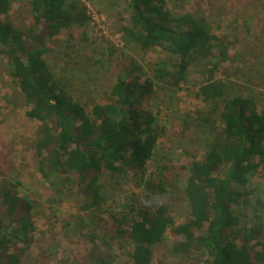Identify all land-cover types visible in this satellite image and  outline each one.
I'll return each mask as SVG.
<instances>
[{
  "label": "trees",
  "instance_id": "1",
  "mask_svg": "<svg viewBox=\"0 0 264 264\" xmlns=\"http://www.w3.org/2000/svg\"><path fill=\"white\" fill-rule=\"evenodd\" d=\"M30 6L33 24L24 34L2 19L11 0H0V57L19 88L25 116L41 125L32 149L42 177L68 192L74 189L78 210L94 226L89 230L84 217L76 223L80 232L88 230L89 264H115L110 242L132 249L126 264H152L153 248L168 233L184 238L170 251L187 260L198 255L201 264H264V202L249 188L264 164V111L259 113L251 98L228 96L225 84L212 79L231 57L205 17L174 16L165 0H126L123 38L142 51L158 50L169 61L155 63L149 77L131 58L105 103L87 110L59 86L46 62L51 39L88 24L85 6L79 0H31ZM199 63L211 68L197 97L218 114L220 129L202 159L187 167L181 192L189 218L177 224L166 207H136L134 194L122 200L119 193L126 184L164 192L147 176L164 135L151 108L156 88L164 83L179 89ZM20 186L18 178L0 174V264H23L21 257L34 242V207L19 194ZM246 207L252 214L248 227L242 225Z\"/></svg>",
  "mask_w": 264,
  "mask_h": 264
},
{
  "label": "rangeland",
  "instance_id": "2",
  "mask_svg": "<svg viewBox=\"0 0 264 264\" xmlns=\"http://www.w3.org/2000/svg\"><path fill=\"white\" fill-rule=\"evenodd\" d=\"M31 0H11V9L2 19L10 21L26 34L33 24ZM91 18L84 27H72L47 43L46 62L54 80L73 99L87 106L104 104L120 71L132 58L151 77L155 63L168 62L167 55L158 50L142 51L125 40L119 31L127 21L126 0H79ZM167 10L174 16L186 13L205 17L212 35L224 39L230 60L219 64L212 79L225 84L228 96L251 98L259 113L264 111V0H165ZM0 57V174L6 179L18 178L19 194L33 204L36 227L34 242L21 259L23 264H89L92 247L88 230L80 232L79 218L89 222V215L78 210L79 198L72 192L52 186L38 169L33 145L39 136V122L25 116L19 88L12 81ZM211 65L199 63L189 71L179 89L159 83L152 110L164 127L153 159L147 165V176L163 188L153 194L144 187L126 184L119 193L125 200L134 194L136 207L156 209L164 206L177 224L189 218L188 204L182 196L188 165L201 160L208 144L220 129L218 114L197 97L201 85L209 77ZM207 117L208 122L204 121ZM250 189L264 202V164L254 174ZM255 204V197L250 198ZM242 225L251 224L252 214L246 207ZM264 222V211H262ZM92 231L94 226L86 224ZM110 232V231H109ZM111 233V232H110ZM111 235V234H110ZM168 238L153 248L152 264H201L198 255L184 259L173 254L174 242L183 237ZM108 252L115 264L129 263L132 249L112 244ZM199 257V258H198Z\"/></svg>",
  "mask_w": 264,
  "mask_h": 264
}]
</instances>
